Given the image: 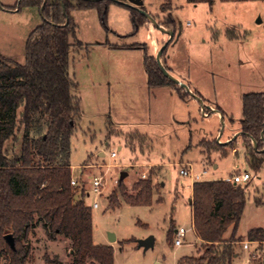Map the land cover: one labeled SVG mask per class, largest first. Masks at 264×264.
<instances>
[{
	"label": "rangeland",
	"instance_id": "1",
	"mask_svg": "<svg viewBox=\"0 0 264 264\" xmlns=\"http://www.w3.org/2000/svg\"><path fill=\"white\" fill-rule=\"evenodd\" d=\"M141 1L160 27L173 30V39L149 18L134 33L130 8L119 3L110 4L107 26L97 8L71 11L76 41L81 43L72 52L70 74L77 83L72 92L83 100V116L76 118L72 137L73 178L87 191L94 176L102 175L106 182L100 196L91 192L86 197L87 204L99 203L92 210L94 243L109 244V234H115L114 264H188V258L200 257L205 249L192 229L187 196L191 179L182 170L190 165L198 173L206 170L205 181L248 171L252 179L237 234L243 241L236 245L234 264H264V244L250 242L245 248L248 232L256 225L264 227V205L258 208L264 203V165L258 172L253 169L254 154L241 136L226 149L228 139L241 129L243 95L264 92V0H215L212 8L187 0ZM20 2L0 0V56L24 64L29 34L43 20L38 8L13 11ZM171 16L175 27L168 25ZM228 30L236 36L230 37ZM167 43L162 65L169 71L163 61L169 56L175 75L180 71L198 87L209 116L201 102L186 104L149 86L145 55L157 58ZM165 87L175 90L180 85ZM211 107L220 108L223 118L211 113ZM201 140L211 150L200 146ZM21 144V135L9 141V155L19 153ZM234 149L236 157L219 156ZM113 151L117 158L111 157ZM122 172L128 173L123 181ZM149 177L152 205H130L125 194L133 195L134 185ZM114 194L117 203L112 208ZM43 224L36 218L26 264H47L45 255L71 264V241L63 236L50 239ZM171 226L174 231L188 230L183 245H175V233L173 239L168 237ZM231 234L232 228L226 238ZM149 236L155 237L154 247L139 246V240Z\"/></svg>",
	"mask_w": 264,
	"mask_h": 264
},
{
	"label": "trees",
	"instance_id": "2",
	"mask_svg": "<svg viewBox=\"0 0 264 264\" xmlns=\"http://www.w3.org/2000/svg\"><path fill=\"white\" fill-rule=\"evenodd\" d=\"M119 1L130 8L136 33L148 22L142 12L147 13V10L144 6L131 7L125 0ZM187 2L206 3L212 8L215 0ZM112 3L115 2L21 0L13 7V11L38 8L43 22L29 34L24 64L0 56V264L2 260L5 264L27 263L31 253L29 235L36 218L44 223L50 239L63 236L71 241L74 251L71 264H114L113 246L94 243L87 189L80 183L71 184L72 137L80 103L72 92L77 83L70 74L72 52L76 45H81L76 41L71 11L97 8L102 23L107 26ZM168 25L175 27V18L171 16ZM230 32L228 30L230 37L236 36ZM144 63L151 88L179 86L163 73L156 57L146 54ZM175 90L183 100L190 96L181 86ZM240 124L244 145L254 154L253 169L258 172L264 165V92L243 95ZM19 135L21 149L10 156L7 145L19 139ZM233 143L235 140L230 145ZM200 146L211 150L204 141ZM248 184L242 186L225 180L193 184L190 203L193 228L205 252L198 258H188V264H234L238 257L236 245L243 241L237 234L247 203ZM133 191L131 196L125 194L130 205H152V177L137 182ZM113 196L112 208L117 203L115 194ZM231 228L232 234L226 238ZM173 231L174 226H171L170 239H173ZM7 235L13 236L15 248L7 242ZM247 240L264 244V229L250 230ZM45 260L47 264H63L58 257L45 255Z\"/></svg>",
	"mask_w": 264,
	"mask_h": 264
},
{
	"label": "crops",
	"instance_id": "3",
	"mask_svg": "<svg viewBox=\"0 0 264 264\" xmlns=\"http://www.w3.org/2000/svg\"><path fill=\"white\" fill-rule=\"evenodd\" d=\"M160 29H161V31H163L164 33H167V31H165L166 29L165 28H162V27H160ZM164 29V30H163ZM161 60V59H160ZM163 61L165 62V64L168 66V68H169V73H170V75H172L173 77H175L176 79H178L181 83H184V84H186L187 86H188V88H189V90H190V92L192 93V94H194L195 96H193V95H191L190 93V98H188L187 100H183V99H181L180 98V96L178 95V93H177V91H175L174 89H172V88H170V87H156V88H154V89H159V90H161V91H163V93H165V92H167L168 93V95L170 96V97H172V98H174V97H178L180 100H182L184 103H192L193 101L194 102H201L202 103V105L204 104V101H205V98L202 96V94L199 92V89H198V87L196 86V85H194V83H189L187 80H186V78H184L183 77V75H182V73L179 71L178 72V74L179 75H175V67L173 66V64H172V61H171V58H169V56H167L166 57V55L163 57ZM72 65V64H71ZM144 66H145V63H144ZM146 69V68H145ZM147 79H148V75H147ZM76 82V81H75ZM77 88V87H76ZM75 88V89H76ZM74 89V90H75ZM194 89V90H193ZM74 94V93H73ZM76 97H78V99H79V103H80V113H79V115L77 116V118H78V121L79 120H81V118H82V116H83V114H82V102H83V100L80 98V96H78V95H76V94H74ZM200 99V100H199ZM192 101V102H191ZM205 106L203 105V113L205 114V116H209L210 114H207V112H206V110H205V108H204ZM211 113H213V114H216L217 115V117L218 116H221V118H223L222 116H224V113L222 112V110L220 109V108H214V107H211ZM181 116V115H180ZM176 123H181V122H184V121H179L178 119L176 120H174ZM137 132H140V131H138V130H136ZM143 135H145V134H143ZM239 136H241L242 137V132H241V129H240V132H239V134L235 137V138H229L228 139V141L226 142L228 145L226 146V149L227 148H229L230 147V143H231V141H233V140H235V142H236V139H237V137H239ZM203 140V139H202ZM201 140V141H202ZM200 141V142H201ZM242 141H243V139H242ZM199 142V143H200ZM198 143V144H199ZM189 148V147H188ZM120 149H121V147H120ZM235 152H236V149H234L231 153L229 152L228 154H225L224 156H222L221 154H219V156L220 157H227L228 155H230V154H233V155H235V157H236V154H235ZM103 152H101L100 153V156H103ZM154 164H160V163H154ZM191 166V165H190ZM213 167L214 168H218V165L216 164V162L214 163V165H213ZM72 168L74 169V166L72 165ZM123 173V172H122ZM127 173V172H126ZM128 176V173H127V175H126V177ZM125 177V178H126ZM124 178V179H125ZM121 179V178H120ZM218 180H224V179H218ZM250 183V182H249ZM193 182L192 181H190L189 182V184H188V186H187V188H188V193H187V196H188V201H189V204L191 203V201H192V196H193ZM91 186V185H90ZM90 194H91V189L90 190H88L87 191V198H89L90 197ZM96 201V200H95ZM94 201V202H95ZM259 204H260V206H258V208H260V207H262L261 205H264V203L263 202H259ZM258 204V205H259ZM91 208H92V210L94 209L93 207H92V205L91 204H88ZM191 213H192V209H191ZM192 222H193V216H192ZM257 228H263L264 229V227H262V226H258V225H256L253 229H257ZM192 229H193V231H194V228H193V223H192ZM178 229H176L175 230V233H176V231H177ZM252 230V229H251ZM148 238V237H147ZM100 245H111V246H113V248H114V251H115V244H113V243H109V244H100ZM156 262H159V261H155V263ZM154 263V264H155ZM161 263V262H160ZM162 264H164V263H162Z\"/></svg>",
	"mask_w": 264,
	"mask_h": 264
},
{
	"label": "built area",
	"instance_id": "4",
	"mask_svg": "<svg viewBox=\"0 0 264 264\" xmlns=\"http://www.w3.org/2000/svg\"><path fill=\"white\" fill-rule=\"evenodd\" d=\"M111 157L117 158L118 153L116 151L111 152ZM237 168H238V166H237ZM181 173L185 177H190V179L193 183L205 181L204 177H205V175L208 174V172L206 170H204L203 172H199V173L195 172L191 166H188V168L183 169ZM251 179H252V177L248 173V171H246L244 173H240V172L235 170L232 175H230L229 177H227L225 179V181L245 186L246 184H248L251 181ZM71 184L73 186H77L79 183L77 182V180L75 178H72ZM105 184H106L105 178L102 175L94 176L91 180V192L93 194H95L96 196H100L103 192ZM92 207L94 209H98L99 203L97 201H95L92 204ZM187 232H188V230L183 228V227L179 228L176 231L175 245L181 246L184 244L185 238L187 236ZM249 243L250 242H247L245 244L246 249L249 248Z\"/></svg>",
	"mask_w": 264,
	"mask_h": 264
},
{
	"label": "water",
	"instance_id": "5",
	"mask_svg": "<svg viewBox=\"0 0 264 264\" xmlns=\"http://www.w3.org/2000/svg\"><path fill=\"white\" fill-rule=\"evenodd\" d=\"M113 2L115 3H124V2H121L119 0H112ZM126 5L128 6H131V7H142L143 6V2L141 0H128V2H125ZM146 16L147 18L150 19V21L156 25L158 28H160V26L157 24V22L146 12L142 11ZM164 30V29H163ZM167 31V33H169L171 35V39L174 38V32L173 30H165ZM168 46V43L165 44V46L163 47L162 51L159 53L158 57H157V61L159 62V65L163 71V73L168 76L173 82H175L176 84L180 85L185 91H187L188 93H190L191 95L195 96L194 94H192L188 88V86L184 83H181L178 79H176L175 77H173L172 75H170V73L167 71V69L162 65L161 63V56H162V53L164 51V49ZM200 100V99H199ZM104 155V154H103ZM127 173L126 172H123L121 174V180H124V178L126 177ZM109 240L110 242H115L116 241V236L115 234L113 233H110L109 234ZM6 240L7 242L10 244V246L12 248H15V243H14V238L12 235H7L6 236ZM155 245V237L154 236H149L148 238L146 239H143V240H139V246L141 247H144L146 249H149V248H152L154 247ZM155 264H162L160 262H156Z\"/></svg>",
	"mask_w": 264,
	"mask_h": 264
}]
</instances>
